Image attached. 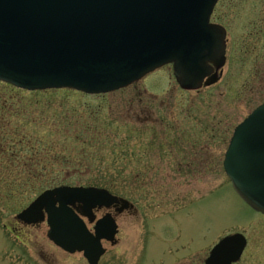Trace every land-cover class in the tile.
I'll return each mask as SVG.
<instances>
[{"label": "rangeland", "instance_id": "obj_1", "mask_svg": "<svg viewBox=\"0 0 264 264\" xmlns=\"http://www.w3.org/2000/svg\"><path fill=\"white\" fill-rule=\"evenodd\" d=\"M211 22L226 31V63L220 81L198 91L181 90L170 66L98 96L13 92L0 84V102L13 106L5 114L6 131H21L16 137L29 139L16 149L21 162L45 167L38 170L43 184L35 183L33 190L20 187L29 166L0 174L15 183L10 188L0 183V264H86L82 255L54 246L45 223L17 222L40 186H55L52 179L56 186L106 189L133 205L117 216L120 244L114 249L103 244L107 254L100 264L135 258L142 225L150 229L149 241L152 225L173 221L184 226L193 252L207 255L223 237L241 233L248 240L241 264H264V217L239 198L222 166L234 128L264 102V0H220ZM62 150L68 156L60 161L84 164L68 169L55 162L52 155ZM83 150L86 158L78 154ZM108 183L114 191L104 186ZM163 247L161 239L151 240L152 253Z\"/></svg>", "mask_w": 264, "mask_h": 264}, {"label": "water", "instance_id": "obj_2", "mask_svg": "<svg viewBox=\"0 0 264 264\" xmlns=\"http://www.w3.org/2000/svg\"><path fill=\"white\" fill-rule=\"evenodd\" d=\"M218 1L0 0V82L27 91L99 95L172 65L181 89L211 86L219 77L210 65L219 71L225 64L226 32L210 23ZM223 170L236 194L264 215V103L234 130ZM111 207L122 213L130 204L102 189L59 187L42 193L16 219L45 222L55 246L98 264L105 253L101 241H113L116 225L107 215L93 235L83 219L91 223L93 210ZM229 245L236 247L233 256L220 263ZM244 245L241 235L225 238L207 264L236 262Z\"/></svg>", "mask_w": 264, "mask_h": 264}, {"label": "flooded vegetation", "instance_id": "obj_3", "mask_svg": "<svg viewBox=\"0 0 264 264\" xmlns=\"http://www.w3.org/2000/svg\"><path fill=\"white\" fill-rule=\"evenodd\" d=\"M116 210L117 209L96 210L94 212L96 216L95 221H97L99 218L103 217L106 214H111L114 217L116 223V236L113 239V241L111 242L109 241V243L108 242L103 243L109 245L110 248L113 249L117 248L120 244L119 240L117 239V236L119 235V226L116 220L117 216L115 215ZM87 227L89 231L92 232L94 228V224L87 223ZM152 227L154 228L153 231L154 236L152 237V239L148 241V237L151 236L149 233L150 229L148 226L142 225V230H141L142 236L138 237V244H137V250H140L139 251L140 253H136L135 258L131 257V259H129L127 257L124 258L121 257L119 259L113 257L111 259L109 258L108 260H106L105 264H129L130 260L131 261L134 260V264H206L210 250L207 252V255L204 254L206 251L193 252L191 247L193 244L192 240L183 237L182 231L184 229V226L177 225V221H173L171 225H163L160 228H157L156 224L152 225L151 228ZM159 233L161 234V236L158 235ZM159 239H161V241L164 243V247L159 254L152 253L150 251L151 240L156 241ZM247 247H248V240L246 239V245L241 254V257L234 264H241L244 254L247 250ZM106 254H107V250L104 256ZM78 255H82V254L78 253ZM229 256H230V252L226 253V255L221 257L220 263H223L222 261H224L225 258H228ZM102 258L99 260L98 264H100ZM117 260H121V263H118Z\"/></svg>", "mask_w": 264, "mask_h": 264}, {"label": "trees", "instance_id": "obj_4", "mask_svg": "<svg viewBox=\"0 0 264 264\" xmlns=\"http://www.w3.org/2000/svg\"><path fill=\"white\" fill-rule=\"evenodd\" d=\"M6 87H8L10 89V91L19 92V90H16L10 86H6ZM9 98L13 99V97H9ZM3 101L4 100L1 99V102H0V174L8 173V172L11 173V172H13V169L17 166H24V167L29 166V168H30L29 177H28V179H26L24 181V183H22L20 185V187L24 188L25 185L26 186L29 185V187H32V190L36 189L37 188V186H35L36 184H43L41 182V177H40L41 174L38 173V170L43 171L45 169V167L41 163H38V162H35L33 164L28 163V162H21V159H20L19 153H18L19 150L16 151V149L23 146L25 140L29 141V139H26V135H24V134L19 136V138L16 137L19 134V132H21V131L16 130L13 133L9 130L6 131V126L8 125V121H7V118L5 117V114L8 112H11L13 110V106L7 105ZM28 141L26 143H28ZM84 146L89 147V148L91 147L89 144H85ZM49 151L50 150H46V152H49ZM51 151H52V146H51ZM66 153H67L66 151L62 150L61 153H59L60 155H57V153H56L55 155H52V158L55 162L59 163L62 166H66L68 169L70 166H72V164H74L75 167L81 166L82 164H84V160L83 161H81V160L72 161L69 158L66 160L60 161V158H64V157L68 156V155H66ZM78 154H84L82 156H85V158H86L89 153H86L85 150H83L82 152H79ZM35 156H37V155L34 154V157ZM11 178L12 177H9V176H5V177L0 176V179H1L0 183L4 184L6 188H10L12 185L15 184V183H12ZM51 182L53 183L52 185H55V186H52V188L58 186V185L56 186V184H55L56 182L54 179H52ZM45 184L47 186H50V185H48V183H45ZM104 186L107 187L108 189H110V191L115 190L114 186L111 185L110 183L104 184ZM45 187H42V186L39 187V189L40 188L43 189L41 192L50 189V188H45Z\"/></svg>", "mask_w": 264, "mask_h": 264}]
</instances>
